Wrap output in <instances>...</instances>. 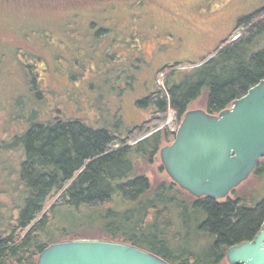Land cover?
I'll return each mask as SVG.
<instances>
[{
  "label": "rangeland",
  "instance_id": "1",
  "mask_svg": "<svg viewBox=\"0 0 264 264\" xmlns=\"http://www.w3.org/2000/svg\"><path fill=\"white\" fill-rule=\"evenodd\" d=\"M263 7L264 0H0V211L15 213L19 196L14 183L23 150L13 145L14 135L31 123L76 118L123 138L153 117V109L138 108L137 100L164 90L172 70L188 73L214 56L243 31L235 30L238 20ZM205 104L202 91L188 109L206 110ZM159 127L175 129L171 110L146 134ZM259 168L262 172L253 171L228 197L247 203L264 197V167ZM134 171L150 181L147 197L171 183L158 151L150 160L136 157ZM159 209L171 214L165 230L181 235L177 207ZM150 212L146 219L154 221ZM94 225L80 227L76 237L106 238L100 224ZM152 235L148 227L137 233L144 246ZM193 238L198 250L204 238Z\"/></svg>",
  "mask_w": 264,
  "mask_h": 264
},
{
  "label": "trees",
  "instance_id": "2",
  "mask_svg": "<svg viewBox=\"0 0 264 264\" xmlns=\"http://www.w3.org/2000/svg\"><path fill=\"white\" fill-rule=\"evenodd\" d=\"M242 29L188 73L166 74L164 90L137 100L138 108L153 109V117L123 138L76 118L31 123L14 135L13 145L23 150L14 183L19 196L15 213L0 211V264H36L45 246L76 237L80 227L94 224H100L106 238L144 247L171 264H219L229 246L251 240L264 222V197L253 203L228 196L222 201L197 198L172 181L147 197L150 181L134 171L136 157L150 160L162 142L174 138L167 127L143 137L166 119L168 110L177 126L189 104L205 91L206 111L217 114L264 78V7L239 19L235 30ZM263 164L254 173L262 172ZM119 204L123 207L113 208ZM164 205L177 207L181 235L165 230L172 218L159 209ZM151 210L154 221H147ZM145 227L153 231L146 246L137 236ZM196 234L204 238L198 250L191 245Z\"/></svg>",
  "mask_w": 264,
  "mask_h": 264
},
{
  "label": "water",
  "instance_id": "3",
  "mask_svg": "<svg viewBox=\"0 0 264 264\" xmlns=\"http://www.w3.org/2000/svg\"><path fill=\"white\" fill-rule=\"evenodd\" d=\"M158 153L163 169L180 189L197 198H226L264 159V78L217 114L188 109L172 142ZM225 260L264 264V222L251 240L229 246ZM36 264L171 263L125 241L75 237L45 246Z\"/></svg>",
  "mask_w": 264,
  "mask_h": 264
}]
</instances>
